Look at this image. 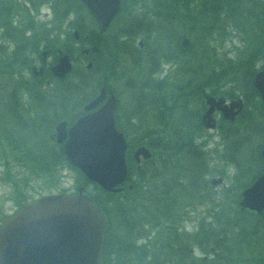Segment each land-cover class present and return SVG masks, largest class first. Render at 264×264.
<instances>
[{
    "label": "trees",
    "instance_id": "trees-1",
    "mask_svg": "<svg viewBox=\"0 0 264 264\" xmlns=\"http://www.w3.org/2000/svg\"><path fill=\"white\" fill-rule=\"evenodd\" d=\"M43 6L52 10L53 19L42 18ZM121 17L125 20L109 34V40L99 32L81 0H0V181L11 184L21 207L35 199L27 200L24 191L33 179L46 184L59 180L60 169L73 166L55 139L56 123L74 121L102 86L113 88L112 81L122 82L133 100L130 113L124 114L130 121H138L124 129L130 142V171L123 190L101 188L103 192L91 194L109 220L100 264H264V247L260 246L264 211L239 204L240 190L264 170V139L243 172L238 166L241 175L251 173L247 183L223 190V198L236 205L234 210L213 197L205 152L197 142L202 128L197 115L207 92L232 97L243 89L246 95L258 96L253 77L256 60L264 57V0H121L112 23ZM86 19L98 29L91 28L88 40L100 44L92 68L75 66L64 78L54 77L47 68L36 76L32 65L41 55L42 44L56 53L61 48L71 56L81 55V49L69 43L77 41L73 32L63 27L68 24L78 29L80 41H85ZM64 33L66 39L60 45ZM234 33L241 42L225 54L221 47ZM139 34L145 37L142 49L138 46V51H132V65H123L121 55ZM184 37L189 38L188 46H183ZM166 64H170L169 70L163 69ZM250 98L255 100V96ZM243 113L239 125L225 130L224 137L232 139L229 158L233 161L248 132L264 127L260 118L264 102L259 99L256 106L246 105ZM135 142L145 143L153 152L137 169L132 155ZM257 163L260 167L252 173ZM77 170L86 183L96 187ZM122 192L128 195L117 202V194ZM186 192L202 203H213V209L207 210L210 216H203L194 236L185 235L180 224L175 225L185 218L178 196ZM145 224L156 236L151 245L148 241L137 245L132 236L137 232L144 235ZM194 242L214 248L213 257H195L191 252Z\"/></svg>",
    "mask_w": 264,
    "mask_h": 264
},
{
    "label": "water",
    "instance_id": "water-1",
    "mask_svg": "<svg viewBox=\"0 0 264 264\" xmlns=\"http://www.w3.org/2000/svg\"><path fill=\"white\" fill-rule=\"evenodd\" d=\"M105 29L119 10L120 0H82ZM78 35V32H75ZM72 69L70 56L64 54L52 67L57 76ZM254 83L264 100V70L255 75ZM105 89L85 105L96 107L104 98ZM225 99L209 97L210 116L216 105L226 118L233 119L242 109V99L222 105ZM116 97L111 95L98 110L81 116L67 129V121L57 125V140L64 141L71 164L79 167L91 180L111 190L127 174L126 141L115 126ZM237 108V109H236ZM210 119V117H209ZM213 126V124H209ZM150 156L140 147L136 156ZM264 158V149L262 150ZM46 195L23 205L0 224V264H99L104 232L108 223L103 211L83 192ZM242 207L264 210V173L242 192Z\"/></svg>",
    "mask_w": 264,
    "mask_h": 264
},
{
    "label": "rangeland",
    "instance_id": "rangeland-1",
    "mask_svg": "<svg viewBox=\"0 0 264 264\" xmlns=\"http://www.w3.org/2000/svg\"><path fill=\"white\" fill-rule=\"evenodd\" d=\"M40 15L42 16V18L47 19V20L53 19L52 10L48 6H46V7L43 6V8L40 10ZM86 20H87V23L89 25L88 33H90L92 31L91 28L98 30L96 28V25L91 20H89V19H86ZM124 20H125V18L121 17L117 21H115L111 25V27L108 31V35L110 33H114L116 31V29L119 28V26L121 25V23ZM63 29H70L72 32L74 30H76V29H74V27H69L68 24H65ZM63 32H65V31H63ZM66 34H67V32H66ZM108 35L106 33L104 34L105 37H107ZM125 37H127V36H124L123 38H125ZM65 39H66V36L64 33L60 37V43L59 44L62 45V41H65ZM109 40H111V39H109ZM138 41H143V37L140 36ZM69 43H71L75 47L80 48L82 46V44L87 45L88 41L85 40L82 42H78V41L72 42L70 40ZM234 43L239 44L240 40L238 37H235L233 39V36H231V34H230V38H228L227 40L224 41V44L221 47V50L223 52H225V54H228L229 51H232V49H233L232 46ZM135 44H137V46H138L139 42L135 41ZM98 45H100V44H98ZM87 46H89V45H87ZM43 50H52V48L48 47V48L44 49V45L42 44L41 51H43ZM56 55H57V53L54 50H52V51H49V53L46 54L45 58H44V53L41 52V55L39 56V59H37L35 64L39 67L42 64V62L45 61V62H48V65H52L53 63H55L57 61ZM88 56H89L88 59L85 60V58L82 59V57L80 55L79 60L75 59L76 61L74 62V64L78 67H82V65L86 64L85 62L94 60V58L97 55L91 52V54H89ZM75 57H78V56L72 55V58H75ZM262 58L256 60V63H257L259 68L264 64V60H261ZM121 59H122L123 65L131 64V57L128 53L122 54ZM164 68L169 70L170 64H166ZM111 84L113 87H117V89H118V91H116L115 93H116L117 98H118V104H119L118 110L122 114V116H121L122 118H120V121H122V123L125 124V123L129 122V119L126 116V114H124V112L125 111H126V113L128 112V108L131 104L132 98L130 97L128 92L124 91L125 87H124L122 82H116V81L113 82L112 81ZM234 94L243 98V100L246 102V105L255 104V106H256V104L258 103V100H259V97L257 95H254V94L246 95V92L243 89H241L240 92H234ZM248 96H250V97L255 96V100L252 101V98H250V97L248 98ZM132 102H133V100H132ZM259 112H260V110L257 113H259ZM129 113L130 112H128L127 115ZM241 114L233 122L225 121L222 119V117L220 115H218L217 116L218 127L215 129H211V130L203 129L200 137L198 138L199 143H201L200 145H202V149L206 150L209 153V163L212 165H216L215 168L220 170V171H217V174H215L213 176H215V177L224 176V181L227 183V185H230V187H229L230 190H233L232 188L238 189L239 186L247 183L248 179L250 178L249 176L251 173H245V174L241 175L240 171L242 169V172H243L244 171L243 168L245 166H248L247 160H249L255 154V152L261 148V145H262L263 139H264L263 138L264 127L261 129V131H256V132L249 131L247 134V138L243 142V146L240 150V153L238 154V158L234 159V161L233 160L229 161L227 159V154L229 155V152L231 151V147H232L233 143H232L231 138H225L224 137L225 130L228 129L229 127H234L236 124L239 125L241 123V121H243V118H244V113L242 115ZM258 117H259V115H258ZM147 118L149 119L148 115H147ZM260 118L262 121H264V114L262 116H260ZM220 125H221V127H220ZM184 154L187 157V159L190 158V155L187 152H184ZM134 167L137 169L136 163H134ZM259 167H260V165L257 163L255 166V169L252 171V173H254L256 170H258ZM238 169H239V172H238ZM22 172L23 171L21 170V173ZM59 173L61 175L59 180H55L52 183L46 181L47 182V184H46V183L41 182L40 180L33 179L31 182V186H29L28 188L27 187L24 188L27 200L32 199V198L36 199V198L42 197L43 195L50 194V193H56V192H60V191L61 192H67V193H76L78 185L81 183H86L85 178L82 177L83 175L80 174V172L76 168L68 166V167H65L63 169H60ZM238 178H240V180L237 181L236 179H238ZM3 180L0 181V224L6 219V217L8 215L15 212L16 209L19 207L18 202H17L18 200H16L14 195H13V189H12L11 184H8ZM168 180H169V182H172V180H173L171 173L168 176ZM183 190L185 191V189H183ZM223 190L224 189H222V185L217 187V188H214L213 189V191L215 192L214 197L217 196L218 200H220V202H223L225 204V206H231L230 209L232 208L234 210L236 208V205L232 206V203L230 202V199H228V197L223 198V196H224ZM85 192H87L89 195L90 194L96 195L98 192H103V190L101 188L97 187V185H96V187H94L93 184L86 183ZM187 194L180 193V195L178 196L179 202H180L179 208L182 210V213H184L185 218L183 219V221L181 219V223L178 219L175 222V225L180 224V227L185 226L187 231L183 232V233L187 236H194L195 231H196L197 226H198V225L197 226L195 225V222L201 220L203 218V216H205V214H207V210L212 205L210 204L209 206H207V205L203 204L201 200H198L197 198H192L188 194L190 197L189 198L187 196ZM117 195H119V196H117V202H121V201L123 202V199H126L128 192H122V193L117 194ZM107 204L111 205L110 203H107ZM195 204H196V206L194 209L193 206ZM110 210L112 211V209H110ZM115 215L118 216L117 212L115 213ZM145 225L146 226H144V231H142V232H145L144 235L139 234V232H137L134 236H132L137 245H139L143 241H148V245H151L152 239H154V237L156 236V232L154 230L153 231L151 230V226L149 224H145ZM137 226L140 227V223H138ZM118 229H119V232L123 231L122 227H118ZM192 246H193L195 252L198 253L197 255H200V256L207 255L208 257H213L211 255H212V251H213L212 249H214V248H210V247L208 248V246L206 244H202L200 242L199 243L194 242L192 244ZM260 246L264 247V238L262 239ZM257 262H260V260Z\"/></svg>",
    "mask_w": 264,
    "mask_h": 264
},
{
    "label": "flooded vegetation",
    "instance_id": "flooded-vegetation-1",
    "mask_svg": "<svg viewBox=\"0 0 264 264\" xmlns=\"http://www.w3.org/2000/svg\"><path fill=\"white\" fill-rule=\"evenodd\" d=\"M143 37V41H138L139 42V44H138V46L139 47H141V49H142V47H143V45H144V39H145V37L142 35V34H139L137 37H136V39L138 40L139 39V37ZM141 40V39H140ZM133 46H134V48H133ZM137 46V44H132L131 45V48L129 49V50H127V51H125V53H128L129 55H130V57H131V61H133V53H132V51L133 52H135V51H138L139 50V47ZM134 56H135V53H134ZM92 64H93V62H91ZM91 64V65H92ZM45 67H43V72L45 71V69H44ZM43 74V73H42ZM215 93V92H214ZM216 95H217V93H215ZM207 95L208 94H206L204 97L206 98L207 97ZM229 99V98H228ZM231 99V98H230ZM229 99V100H230ZM206 100V99H205ZM228 100V101H229ZM207 107H206V104H205V109H206ZM205 109L204 110H202L201 111V113H199L197 116H198V118H199V122L200 123H203V119H202V112H204L205 111ZM117 114H118V119H119V121H120V118H122L121 116H122V114H121V112L120 111H117ZM218 115H220L221 117H222V119H223V115L221 114V112L220 111H215L214 113H213V118L216 120V128L218 127V122H217V116ZM131 122V121H130ZM130 122H127V123H125V124H123L122 123V121H120V123H121V126L122 127H126V126H128L129 124H130Z\"/></svg>",
    "mask_w": 264,
    "mask_h": 264
},
{
    "label": "clouds",
    "instance_id": "clouds-1",
    "mask_svg": "<svg viewBox=\"0 0 264 264\" xmlns=\"http://www.w3.org/2000/svg\"><path fill=\"white\" fill-rule=\"evenodd\" d=\"M226 103H227V101H226Z\"/></svg>",
    "mask_w": 264,
    "mask_h": 264
}]
</instances>
